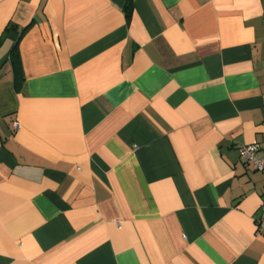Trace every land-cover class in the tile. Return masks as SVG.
<instances>
[{"label": "crops", "instance_id": "obj_1", "mask_svg": "<svg viewBox=\"0 0 264 264\" xmlns=\"http://www.w3.org/2000/svg\"><path fill=\"white\" fill-rule=\"evenodd\" d=\"M125 3L0 0V264H264V0Z\"/></svg>", "mask_w": 264, "mask_h": 264}, {"label": "built area", "instance_id": "obj_2", "mask_svg": "<svg viewBox=\"0 0 264 264\" xmlns=\"http://www.w3.org/2000/svg\"><path fill=\"white\" fill-rule=\"evenodd\" d=\"M13 126L14 128H17L18 124L14 122ZM237 149L241 161L250 165L254 170H264V148H262L259 143L252 142L239 144ZM258 226L264 227V220L259 219Z\"/></svg>", "mask_w": 264, "mask_h": 264}, {"label": "trees", "instance_id": "obj_3", "mask_svg": "<svg viewBox=\"0 0 264 264\" xmlns=\"http://www.w3.org/2000/svg\"><path fill=\"white\" fill-rule=\"evenodd\" d=\"M133 8V0H126L124 11L126 13V16L129 17Z\"/></svg>", "mask_w": 264, "mask_h": 264}]
</instances>
